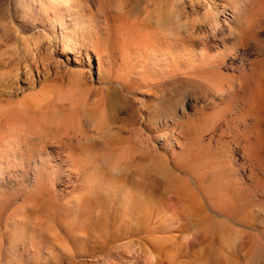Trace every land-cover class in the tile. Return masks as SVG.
<instances>
[{"label": "rangeland", "instance_id": "obj_1", "mask_svg": "<svg viewBox=\"0 0 264 264\" xmlns=\"http://www.w3.org/2000/svg\"><path fill=\"white\" fill-rule=\"evenodd\" d=\"M26 2L0 0V264H264V3L237 21L225 0H77L93 47L68 53L60 20L30 16ZM151 30L179 56L175 76L191 77L195 59L199 79L207 63L232 83L164 91L167 59L138 70L124 55ZM97 52L109 80L120 69L139 83L109 84L108 131L83 116L78 138L41 137L34 112L8 108L39 90L42 68L61 76L73 57L91 101ZM142 74L156 77L141 85ZM118 146L133 158L101 156Z\"/></svg>", "mask_w": 264, "mask_h": 264}, {"label": "bare ground", "instance_id": "obj_2", "mask_svg": "<svg viewBox=\"0 0 264 264\" xmlns=\"http://www.w3.org/2000/svg\"><path fill=\"white\" fill-rule=\"evenodd\" d=\"M262 3H264V0H225L223 8L227 10V5H232V9H234L236 13L235 19L240 21L245 13L249 12L256 5ZM23 7L30 16H48L50 13L55 14L56 18L59 19L61 23L59 28L64 27V31L61 32L60 35L62 38L61 40L64 42V49L68 53H73L74 45L82 48V44L84 43L85 49L93 47L89 33L83 31L84 28L83 25H81L82 21L89 22L90 18H82L80 16L79 7L81 6L77 0H27ZM161 20L162 18L158 17L157 21L159 24ZM69 21L70 24H68ZM213 23L218 25L221 22L216 16L213 19ZM86 26L89 27L90 23H87ZM143 30L146 31L148 29L144 28ZM151 31V33H143V36L148 39L146 42V48L139 50L135 44H128L124 48V55H133L135 57V63H138V70H144V67L148 64V62L151 63L152 66L157 67L161 62L162 57L167 59V74L164 75L163 78L167 79L163 81L162 86L164 91L176 83V85L181 86L183 89H187L189 87L200 88L214 94H219L232 83L229 75L211 70L212 66L207 63H205L206 71L202 73V79H199L198 68L196 67L197 64H195L197 62L195 59H192L190 62V64L195 67L191 77L184 71L180 76H178V74L175 76L174 72L176 71V68H178L175 67V62L179 56H175L170 53L169 44L167 42L164 47L165 49L160 51L155 46L157 39L152 37L153 30ZM125 44H127V42ZM97 55V67L101 86L98 88L95 93V97L91 101L85 98V95L91 88L92 84L89 82L86 72L77 65L79 63L78 58L73 57V62H70L74 63L76 66L71 70H67V73L62 70L63 74L61 76H58L57 72H55V75H51L53 72H51L48 67L42 68L43 75L40 76L39 81L34 78V81L32 82L33 86L31 87V89L39 87V90L28 94L20 100L8 101L11 105L8 108H12V112L14 113L17 111H20L21 113H25L27 111L31 113L34 112L33 119L37 122L35 127L38 128H36L37 130L33 132L41 133V137H47L50 135L63 138L62 136L65 135L67 139H72L73 136L76 135L74 138H78V135L75 132L81 131V123L85 118L83 116L88 117L95 131L103 134L104 131L109 130L105 124L111 119L113 114V108H108V105L106 104V100L109 96V84H114L116 81V85H118L117 87L123 91L125 87L133 89L134 86L139 83H128L126 71L120 69L114 76V80H109L110 70L108 65L103 62L102 58H104V55L100 52H97ZM139 56H142V59H136ZM209 57L211 62L217 63L221 61L222 54L219 53ZM66 59L67 60H64V62L69 63V56H67ZM57 63L59 66L66 69L67 66L65 67L63 62L57 61ZM92 67H94L93 64H91V68ZM127 72H130L129 67ZM155 77L156 76L154 74H151L150 77L142 74L140 84L144 80L149 81L152 84ZM93 94L94 92L92 91V95ZM118 94L121 95L120 92H118ZM161 98H159L158 101ZM165 101H167V99H165ZM64 103H69V109L64 108ZM97 105L99 106L96 107ZM29 123L33 124V126L35 125L31 121ZM84 138H86V135H84ZM126 153L131 159L133 158V155L129 154V151L121 146L111 148L105 151L101 156L104 158L108 157L111 161H115L119 158H124ZM103 162H108V160L103 159Z\"/></svg>", "mask_w": 264, "mask_h": 264}]
</instances>
